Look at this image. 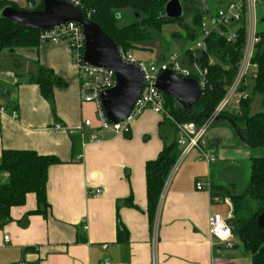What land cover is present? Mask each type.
<instances>
[{
	"label": "crops",
	"instance_id": "crops-1",
	"mask_svg": "<svg viewBox=\"0 0 264 264\" xmlns=\"http://www.w3.org/2000/svg\"><path fill=\"white\" fill-rule=\"evenodd\" d=\"M5 1L20 9L29 5L28 0ZM208 5L204 3V16L210 13ZM257 20L264 26V0L257 7ZM41 67L66 83L54 89L53 105L31 82ZM0 108L6 110L0 114V158L5 151H34L61 161L48 171L47 214L39 212L44 210L35 194L11 209L12 220L0 228V264H153L146 164L171 144L160 133L164 117L147 111L126 136L102 131L94 105L81 100L79 72L65 42L0 52ZM88 120L92 127H84ZM213 126L206 140L220 163L234 158L247 166L256 157L241 139L224 141L222 129L212 131ZM94 135L100 142H90ZM72 136H80L75 154ZM220 142L225 145L221 150ZM191 155L178 167L160 204L158 264H252L238 237L232 248L214 240L211 216L228 219L231 211L213 203L211 193L197 189L199 182L211 181L213 187L233 191L236 183H226L211 165ZM7 181L8 174L0 176V184ZM98 188L102 195L91 198L89 192ZM130 197L133 208L125 204ZM118 222L127 231L124 239L118 237Z\"/></svg>",
	"mask_w": 264,
	"mask_h": 264
},
{
	"label": "trees",
	"instance_id": "trees-1",
	"mask_svg": "<svg viewBox=\"0 0 264 264\" xmlns=\"http://www.w3.org/2000/svg\"><path fill=\"white\" fill-rule=\"evenodd\" d=\"M86 19L97 24L101 30L118 46L120 50L131 52L138 44L151 41L153 33L160 32L162 27L170 23H180V20H171L165 17V6L171 0H77ZM183 9L189 10L194 17V29L199 32L205 10L200 0H180ZM28 7L18 8L11 1H0V12L7 6L17 10L41 11L44 8L42 0H28ZM31 6V8L29 7ZM124 11H131L135 21L126 26L119 22ZM244 25V20L241 23ZM193 32V33H194ZM238 41L234 45L227 44L218 37L208 40L209 50L216 54L224 52L229 61L228 69L219 66L209 67L208 87L202 94L197 105L191 111L183 109L173 98L164 94L169 118H164V124H170L175 129V123H195L204 125L214 114L226 94L236 74L241 52L245 41L244 29L239 32ZM40 31L14 25L0 17V52L5 49L33 48L39 45ZM193 36V34H188ZM262 38L257 46L254 63L258 65L257 79L253 81L250 91L263 96L264 107V32H259ZM200 63L207 66V56L201 57ZM31 82L38 85L43 97L54 104V89L65 87L66 83L56 77L54 73L41 67L38 75L31 78ZM252 98L242 101L238 114L223 113L219 119H226L230 127L239 134L241 141L251 150L264 149V111L251 115ZM245 125V130L240 127ZM177 133V130H176ZM80 136H72L73 152L80 151L78 144ZM78 148V149H77ZM77 152V153H78ZM181 154L177 140L165 145L156 160L146 164L148 215L151 227L157 212L162 190L166 179ZM249 184L245 191L236 193L222 186L213 187V191L228 197L233 205V218L238 229V238L245 251L251 255L252 264H264V229L257 222L259 215L264 211V158L251 159ZM61 164V161L50 155H40L34 151H5L0 158V176L9 175V181L0 184V228L9 223L11 209L25 205L27 196L35 194L41 209L47 214L48 204L46 188L49 168ZM215 193V192H213ZM214 195V194H213ZM125 204L133 208V199L130 197ZM118 237L127 236L126 229L118 222Z\"/></svg>",
	"mask_w": 264,
	"mask_h": 264
},
{
	"label": "built area",
	"instance_id": "built-area-1",
	"mask_svg": "<svg viewBox=\"0 0 264 264\" xmlns=\"http://www.w3.org/2000/svg\"><path fill=\"white\" fill-rule=\"evenodd\" d=\"M75 7L80 8L77 0H68ZM262 3V0H232L225 6L220 8L216 14L208 13L211 19V27L202 23L201 29L197 37L193 40V46L183 53H173L167 55L158 63L144 62L133 58L130 52H125L119 49L121 59L124 63L135 65L143 76V90L136 101L129 116L121 123H110L107 120L101 94L104 91L111 90L116 87L117 79L113 71L94 67L84 62L86 39L83 29L77 23H68L61 27H56L53 30L41 31L39 35V44H59L65 42L73 55V62L78 69L80 76V94L82 102L92 104L95 107V118L102 131L110 132L115 135H129L132 130V125L138 121L147 111H152L155 114L162 115L164 118H169V113L166 108L164 94L158 89L157 83L160 75L163 72L170 71L177 77L182 79H194L198 82L199 87L203 92L210 87L209 67L219 66L227 70L226 62L229 57L222 51L213 54L209 50L208 40L212 37H218L224 40L229 45H234L239 38V31L244 29L245 41L241 52L240 62L231 85L227 88L226 94L214 114L207 122L199 126L195 123H175L177 130V143L181 149V154L169 173L164 184L159 206L151 227L152 232V248H153V264H158L157 247L159 236V215L160 204L168 190V187L173 179L175 172L180 164L192 153L196 152L198 161L212 165L217 162L215 151L208 148L206 140L210 127L214 124L217 118L226 113L229 106L233 105L236 113L240 112L242 101L250 98L249 88L253 81L257 79L258 65L254 63V56L257 46L261 43L262 38L257 29V7ZM31 8V6H30ZM244 20V25L242 21ZM194 49H198L201 53L199 58H194L191 54ZM207 56V66L200 63L201 57ZM185 56H191L193 63L191 67L186 66L184 62ZM6 113V110L0 108V114ZM14 119L17 118L15 111L11 113ZM91 120L84 122V127H92ZM57 128H61L58 126ZM91 143H98L97 136H92ZM82 159V155L79 156ZM199 191H207L212 194L213 203L225 204L230 209L228 219L222 218L218 214H213L210 218V232L215 241L225 245L227 248L234 246V238L232 229L229 226V221L233 218V205L228 197L221 198L213 195V184L211 181L203 184H197ZM103 190L98 188L95 191L89 192V196L93 199L100 197ZM231 229L228 236L225 238L221 235L222 232ZM88 230V226L85 227ZM5 241H9V237H5ZM110 264V263H106Z\"/></svg>",
	"mask_w": 264,
	"mask_h": 264
},
{
	"label": "water",
	"instance_id": "water-1",
	"mask_svg": "<svg viewBox=\"0 0 264 264\" xmlns=\"http://www.w3.org/2000/svg\"><path fill=\"white\" fill-rule=\"evenodd\" d=\"M41 11L17 10L7 6L0 17L14 25L36 31H49L68 23H77L86 39L84 62L105 68L115 73L117 85L101 94L103 108L110 123L123 122L132 111L143 90V76L135 65L124 63L119 48L94 22L86 19L83 11L68 0H42ZM184 9L180 0H171L165 6V17L171 20L183 18ZM264 21V20H263ZM158 89L173 98L183 109L191 111L202 97L201 88L194 79H182L170 71L163 72L157 83ZM264 229V211L257 219ZM233 235L238 236L237 225L230 220Z\"/></svg>",
	"mask_w": 264,
	"mask_h": 264
},
{
	"label": "rangeland",
	"instance_id": "rangeland-1",
	"mask_svg": "<svg viewBox=\"0 0 264 264\" xmlns=\"http://www.w3.org/2000/svg\"><path fill=\"white\" fill-rule=\"evenodd\" d=\"M208 1L209 10L212 15L216 14L217 11L225 6L228 2L232 0H200L201 7L204 6V3ZM189 10L184 9L183 20L180 23H170L166 24L162 27L160 32L153 33V38L151 41H146L138 44L136 49L131 50V55L134 59L144 61V62H154L158 63L161 61L162 57L173 53H183L186 50L190 49L193 46V40L197 37L198 31H192L194 29V17L188 13ZM131 11L122 12L124 15L119 22L120 26H126L135 21V17L130 15L132 13H127ZM202 23L208 27H211V19L208 16H204ZM258 30H264V26L259 24L257 25ZM194 32V33H193ZM193 34V36H189L188 34ZM149 47L150 50L147 51L145 48ZM194 58H199L201 53L198 49H194L191 54ZM184 62L186 66L191 67L193 60L191 56H185ZM252 88V84L249 88ZM250 95L252 98L251 102V115L256 113H260L264 111L263 107V96L259 93L253 94L250 91ZM226 112H234L233 114H238L234 111L233 105L229 106ZM226 120L219 119L214 122V126L211 128L212 131L217 127L221 128L222 131L220 133L222 139L225 141H229L233 138L234 141H240V136L235 130H231L230 127L226 126ZM163 127L160 130L162 137L168 143H172L175 139V128L170 124L162 123ZM221 124V125H220ZM240 130H245V125L240 127ZM168 139V140H167ZM220 142V150L225 147L224 144ZM252 151V150H251ZM254 152H257L256 155L258 157L264 158V149H257ZM193 157L197 156V153L194 152L191 155ZM217 162L211 165L213 170H216L218 173V177L224 180L226 183H236L237 188L233 189L234 192L241 193L245 191L249 184L250 178V166L251 163L247 162V166L245 165V161H239L237 159H231L228 161L219 162L218 155L216 154ZM198 160V159H197ZM208 167V166H207ZM210 167V166H209ZM223 204V203H222ZM225 205V204H224ZM223 217H227V211L223 207ZM237 237V236H236ZM240 240V239H239Z\"/></svg>",
	"mask_w": 264,
	"mask_h": 264
},
{
	"label": "clouds",
	"instance_id": "clouds-1",
	"mask_svg": "<svg viewBox=\"0 0 264 264\" xmlns=\"http://www.w3.org/2000/svg\"><path fill=\"white\" fill-rule=\"evenodd\" d=\"M230 231L231 229H228L227 231L222 232L221 235L226 238L228 234L230 233Z\"/></svg>",
	"mask_w": 264,
	"mask_h": 264
}]
</instances>
